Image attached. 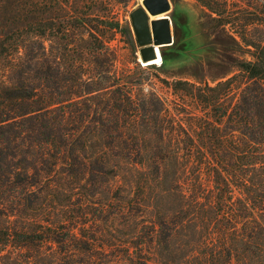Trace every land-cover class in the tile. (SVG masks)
<instances>
[{"label":"trees","instance_id":"trees-1","mask_svg":"<svg viewBox=\"0 0 264 264\" xmlns=\"http://www.w3.org/2000/svg\"><path fill=\"white\" fill-rule=\"evenodd\" d=\"M198 1L231 28L250 57L214 83L165 80L181 93L184 116L172 112L161 96L139 98L129 86L118 90L113 103L101 104L105 112L95 119L106 127L90 134L83 128V115L64 109L65 99L50 98L35 86L28 72L35 70L32 64L27 69L17 65L12 82L0 86V214H20L34 206L33 195L44 192L46 154L65 155L69 163L82 158L90 169L84 172L98 176L117 175L124 157L146 168L144 177L153 179L159 201L161 193L171 190L182 198L173 216L157 207L152 231L161 247L158 256L139 242L130 264H264V0ZM31 17L23 27L34 35L56 29L52 18ZM72 29L65 22L61 31L69 34ZM9 31L0 23V60L26 45L24 36ZM94 36L86 52L91 61H99L109 45ZM161 52L165 59L164 46ZM110 70L80 76L78 84L86 88L69 102L86 100L85 94L94 90L91 84L100 78L117 82ZM92 135L102 138L95 158L86 152L95 147ZM109 150L119 157L112 170L106 161ZM97 159L101 164L92 167L89 163ZM207 189L213 200L205 198ZM15 233L35 237L26 229Z\"/></svg>","mask_w":264,"mask_h":264},{"label":"rangeland","instance_id":"rangeland-1","mask_svg":"<svg viewBox=\"0 0 264 264\" xmlns=\"http://www.w3.org/2000/svg\"><path fill=\"white\" fill-rule=\"evenodd\" d=\"M170 1L171 8L161 14L171 18L174 42L164 46L166 58L161 63L144 64L130 16L142 0H0L1 25L15 37L24 36L26 43L20 52L0 60V86H5L6 80L12 82L17 65L27 69L32 64L35 70L28 72L35 86L50 98L65 99L64 109L83 115V128L90 134L106 127L95 119L105 112L101 104L113 103L118 90L125 92L129 86L136 97L157 94L172 112L182 111L181 93L165 80L214 83L236 72L239 62L250 55L239 46V37L231 28L221 24L200 1ZM161 14H151V18ZM31 16L52 18L56 29L46 36L34 35L29 27H23ZM65 22L72 24L69 34H62ZM94 35L109 45L99 61H91L86 52ZM109 67V74L118 77L116 83L112 77L100 78L91 84L90 90H94L85 94L86 100L69 102L79 98L75 92H83L81 87L86 88L78 84L80 76L86 79L89 73L99 74ZM113 82L115 85L107 87ZM92 136L95 147H88L86 152L94 157L102 138ZM106 156L112 170L119 157L112 150ZM46 157L44 192L33 195L34 206L20 214H0V264H130L139 242H146L158 256L161 247L152 231L157 207L173 216L181 206L180 193L160 192L159 201L153 179L144 177L146 168L128 158L119 159L117 175L98 176L84 172L90 169L81 163L82 158L69 163L70 157L67 160L65 155ZM89 164L99 167L101 162L97 159ZM205 198L213 200V192L205 190ZM16 229L34 232L35 237L26 239L15 233ZM6 238L9 241L4 244Z\"/></svg>","mask_w":264,"mask_h":264},{"label":"water","instance_id":"water-1","mask_svg":"<svg viewBox=\"0 0 264 264\" xmlns=\"http://www.w3.org/2000/svg\"><path fill=\"white\" fill-rule=\"evenodd\" d=\"M170 8V0H142L141 5L131 11V22L143 61L158 57V49L174 42L171 18L166 13L161 14ZM151 14L161 15L151 18Z\"/></svg>","mask_w":264,"mask_h":264},{"label":"bare ground","instance_id":"bare-ground-1","mask_svg":"<svg viewBox=\"0 0 264 264\" xmlns=\"http://www.w3.org/2000/svg\"><path fill=\"white\" fill-rule=\"evenodd\" d=\"M164 13V12H163ZM158 48V47H157ZM158 57L149 59L147 61H143L144 64H150V63H161L163 60V55L160 49H158Z\"/></svg>","mask_w":264,"mask_h":264}]
</instances>
